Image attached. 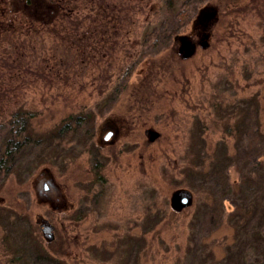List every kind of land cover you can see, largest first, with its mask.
<instances>
[{
    "label": "rangeland",
    "instance_id": "obj_1",
    "mask_svg": "<svg viewBox=\"0 0 264 264\" xmlns=\"http://www.w3.org/2000/svg\"><path fill=\"white\" fill-rule=\"evenodd\" d=\"M56 1L57 23L28 24L20 1L0 0L1 136L26 120L45 143L35 162L1 171L0 264H39L37 234L61 247L48 264H247V249L264 258V246L234 243L237 225L264 227L251 201L227 203L222 228L203 238L213 208L190 172L264 147V0ZM169 1L191 18L146 56L145 34ZM79 114L96 116L93 138L51 142Z\"/></svg>",
    "mask_w": 264,
    "mask_h": 264
},
{
    "label": "trees",
    "instance_id": "obj_2",
    "mask_svg": "<svg viewBox=\"0 0 264 264\" xmlns=\"http://www.w3.org/2000/svg\"><path fill=\"white\" fill-rule=\"evenodd\" d=\"M18 1L24 5L25 12L21 11V14H23L22 16L26 22H28V24H34L36 23L35 21H42L43 24H54L58 22L56 19L61 16V12L59 13L51 10L54 9V2L56 0ZM57 6L60 9L61 3H58ZM27 7L30 8L29 12ZM167 7L168 9L164 14L165 18L159 27L145 34L146 37L144 41V48L146 56L152 57V55L159 53L161 49H164L171 44L173 45L175 38L177 35H179V32L186 26L187 22H189L191 18V14L188 13L189 15H186L184 11L174 9V4H172V1L167 3ZM68 16L69 14H65V19ZM1 17L2 13H0V24L4 22L2 21ZM3 39L4 36L0 35V40L3 41ZM128 70L129 71L126 73L123 80V84H125V86H128L134 71L133 68ZM95 118L96 116H94V114H92V117L91 115L87 116L84 114H79L78 116L72 115L69 118V123L62 125L59 129L51 133L49 138L52 140L51 142L55 143L62 141L63 143L64 138L69 134L80 131L83 133V135H86L88 137L87 140H89L91 137L93 138L95 131ZM12 120L14 121L11 122V129H9L8 135L5 137L1 136V129L4 128V130H7V127L0 126V174L1 171L10 172L12 169L18 168L22 162L26 163L32 159L35 162L36 159L34 157H38L39 152L44 149L45 145L43 139L35 140V137L38 135H33L34 129L31 130L29 128L31 126L30 123H26V120H23V123L18 125L16 124L18 120ZM238 125L239 124H237V126ZM252 136H254L253 138L255 139L263 137L259 127L254 126V134ZM252 146H254L252 148L254 149V152L252 151L245 158V160H238L237 156L234 155L227 157L228 165L226 167L217 165H211L207 167L205 164L207 161H209L210 164V160L206 161V159H204V162L201 166L192 167L190 171L191 174H196L201 181L200 183L205 185L207 188L206 191H204L205 204H208L213 208L209 212L205 213L208 214L206 215L208 224H204V232L207 231V236L203 237L204 239L208 238L211 232L216 233L222 228L224 224V212L227 208V203L238 210L241 209V206L237 202L239 199L244 203L251 201L256 207V210L252 205V210L254 211L250 212L257 213L258 211L264 213V147H258L255 146V144H252ZM46 157L47 156L43 157V161L39 162V164L52 161V158H49L50 156L47 157L48 159ZM230 168H235L240 173V179L236 182L230 181L228 171ZM187 192L191 196V201L193 203L194 197L191 194L192 192L189 190H187ZM8 224L11 225L10 222ZM9 228H11V226H9ZM246 230H249L248 225L245 229L239 227V225L234 228V243L236 245L239 244L241 247L244 242L248 240L251 241L255 247L257 244L259 246H264V227L259 229L257 233L254 231V229L248 232H246ZM40 240L41 239L38 238V234L34 236L33 241L35 243H33V246L37 251L34 253L32 258L34 259L35 263L40 264V262H38L36 259L38 257L48 259L47 264L50 262L52 263L55 259V256L58 255L57 250H60L61 247L59 246L57 250L53 247L55 242V238H53L46 239L49 249H45ZM12 247L16 248L14 244H12ZM249 251H251V249H247L245 254H241L242 257L239 262L242 261L243 263L247 264H264V258L260 257L259 255L257 257H252L249 255ZM38 253L40 255L36 257ZM13 254L15 257H17L18 253L15 252Z\"/></svg>",
    "mask_w": 264,
    "mask_h": 264
},
{
    "label": "water",
    "instance_id": "obj_3",
    "mask_svg": "<svg viewBox=\"0 0 264 264\" xmlns=\"http://www.w3.org/2000/svg\"><path fill=\"white\" fill-rule=\"evenodd\" d=\"M184 194H186L187 196H185L182 200H181V205L182 206H189V205H191L192 204V201H191V196L188 194V193H184ZM44 232H45V230H44ZM50 239H53V236H52V234H50Z\"/></svg>",
    "mask_w": 264,
    "mask_h": 264
}]
</instances>
